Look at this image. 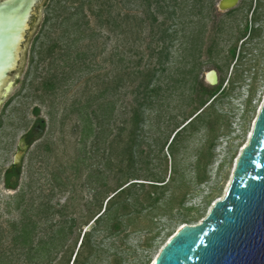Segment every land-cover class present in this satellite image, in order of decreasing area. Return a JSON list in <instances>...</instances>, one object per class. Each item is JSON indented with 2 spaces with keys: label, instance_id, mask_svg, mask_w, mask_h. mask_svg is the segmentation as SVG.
I'll list each match as a JSON object with an SVG mask.
<instances>
[{
  "label": "rangeland",
  "instance_id": "obj_1",
  "mask_svg": "<svg viewBox=\"0 0 264 264\" xmlns=\"http://www.w3.org/2000/svg\"><path fill=\"white\" fill-rule=\"evenodd\" d=\"M106 1L115 22L107 23L106 13L95 17L91 10L97 8L90 0H44L26 40L17 80L0 103V264H72L77 252V264H152L181 227L199 224L223 198L249 141L264 101V0H240L229 11L218 10L219 0L206 3L205 18L192 17L196 29L204 24L198 46L193 47L198 40L191 41L177 28L164 70L146 91L151 105L134 139L140 153L133 162L130 110L142 81L136 72L156 60L148 58L153 44L147 30L140 40L134 33L133 18L142 16V0ZM255 4L259 7L252 14ZM59 6L65 7L66 17L75 14L82 33L77 26L64 32L54 17ZM209 71L217 75L214 86L206 80ZM221 82L225 91L205 118L217 138L202 153L203 166L209 163L195 172L204 130L182 135L174 156L167 145L190 116L199 113L201 102L208 101L204 87L215 88ZM108 104L113 106L104 133L108 138L82 140L86 118L97 132L96 123L108 120L102 110ZM214 115L220 119L215 121ZM35 116L43 120L44 133L27 150L14 190L7 189L2 174ZM134 168L140 178L151 173L168 182L165 198L174 200L163 213L148 205L145 194L151 183L132 180ZM126 182L146 185L121 218V229L111 222L96 225L93 221L108 199ZM27 221L33 222L34 231L31 243L22 246L13 239ZM61 229L66 234L62 241L63 234L56 235ZM28 231L21 236L23 242ZM84 234L90 236L83 244L89 243L79 249ZM40 242L56 249L51 248L49 258L33 253L29 259L32 255L26 250Z\"/></svg>",
  "mask_w": 264,
  "mask_h": 264
},
{
  "label": "water",
  "instance_id": "obj_2",
  "mask_svg": "<svg viewBox=\"0 0 264 264\" xmlns=\"http://www.w3.org/2000/svg\"><path fill=\"white\" fill-rule=\"evenodd\" d=\"M43 1L0 0V103L17 80L26 40ZM239 1L219 0L217 8L229 11ZM211 72L213 80L207 82L214 86L217 75L207 73ZM25 149L20 142L14 166L22 168ZM154 264H264V101L223 198L199 224L181 227Z\"/></svg>",
  "mask_w": 264,
  "mask_h": 264
},
{
  "label": "trees",
  "instance_id": "obj_3",
  "mask_svg": "<svg viewBox=\"0 0 264 264\" xmlns=\"http://www.w3.org/2000/svg\"><path fill=\"white\" fill-rule=\"evenodd\" d=\"M93 1V3L96 6V10H91L95 17L100 18L102 17V13L107 14V23L108 22H115L116 17L111 15V6L108 1L101 2V4L97 5V3L100 0H90V2ZM206 1V2H205ZM143 2V10H142V16L137 17L134 16V22H135V32L138 35V38L136 40H140L141 34L144 32V30H147L148 35L151 37V44L153 46H149L148 49L150 51V54L148 56L149 60L155 59L156 63L153 66H147V70L139 69L136 74L138 75L136 79L142 78V81L138 83L136 86V96L134 98L133 106L131 107V118L130 123L132 124L131 134L135 135L130 140L132 143V146H130V152H129V161H135V158L139 155L140 152L137 151L138 145L136 142H134V139L136 138V134L138 135V132L142 130V126L145 122V110L150 107V102L146 103V91L148 88L154 84L159 78H158V72L163 71V64H165L166 61H168L169 56V49L172 47L176 34L178 33V27H180V31L186 32V36H190V40L196 41V43L193 44V47L198 42L200 45V41H202V34L204 32V24H202L200 27L195 28L193 26L194 20L192 17H197L198 20L200 18H205L202 9L206 5V3L211 2V0H142ZM205 2V3H204ZM258 3V2H257ZM251 5V4H250ZM258 5L255 4V8L252 11V14L256 13L258 9ZM61 8V9H60ZM251 9V6L249 7V10ZM57 12L54 14V17L56 18L59 25H62L61 27L67 30L69 28H74L77 26L76 31L81 32L80 26L76 25V21L73 17L75 14H71L68 17L65 16V7L59 6L57 8ZM120 13L117 14V18L120 17ZM200 16V17H199ZM126 16H124L122 19H125ZM128 19V17H127ZM255 21V18H253ZM49 21V18H45V23ZM58 25V26H59ZM117 27V25H115ZM150 44V45H151ZM198 49V47H197ZM166 53V54H165ZM235 54V48L231 50V57L234 58ZM193 72V69L186 70V74L189 75ZM194 81L196 80V77L193 76ZM198 85L202 86L203 84L201 82L196 81ZM230 82V80H228ZM227 82V83H228ZM232 84V82H231ZM224 86L222 88V82L216 86L215 88L212 87H204L205 92L208 94V101L201 102V108L199 113H194L190 116V119L184 126H182L171 138L170 143L167 145V150H169L170 154L174 156L176 151L177 142L179 141V138L184 135L187 131L192 132H200L204 130L206 132L205 134V143L204 145L198 149L197 152V159L194 163V169L195 172H198L200 169H204L205 166L209 163L207 161L204 166L202 164L203 159V150L209 151L214 146V141L216 140L217 136L214 135L211 122H206L205 118L208 116L209 110L214 106L215 102L218 101L219 95L225 91ZM250 98L247 100L246 104L247 106L250 104ZM208 103V104H207ZM108 107H102L104 115H106V118H108L107 121L104 119L100 121L99 123H96V126L98 127V131L94 129L93 123L91 120L86 118L87 121H84L83 131H82V140H87L91 137H103L108 138V136H104V133L108 131L109 127V121L111 120V111H113V106L110 107V104L107 105ZM106 110V111H105ZM108 110V111H107ZM34 113H38V109L34 110ZM213 118H215V121L220 119L219 115H214ZM83 119V118H82ZM95 119V118H94ZM97 119V118H96ZM84 120V119H83ZM111 146V144H110ZM211 157V154H209V158ZM22 168H19L17 172V178L20 174ZM132 180L134 181H145L149 182L151 184H147L150 186V190L146 192L147 202L148 205L158 211H165L166 208L170 207V204L174 200V197L171 196L170 198H165V193L168 189V182L160 181L159 178L156 177L155 174H149L146 176H143V178H140V176L136 175L138 170L136 168L132 169ZM157 183H161V185H158ZM145 183H130L126 182L125 185L121 186L116 193L108 199V201L105 204V208L101 215H99L93 222H96V225L103 224L104 222H111V225L115 229H121V218L126 215L127 209L130 205H134L137 203V199L135 198V194L139 190H143ZM133 200V203L129 202L130 200ZM182 203V202H181ZM179 203V206L181 205ZM148 206V207H149ZM167 210V209H166ZM158 215V214H157ZM164 215V214H161ZM17 227V226H16ZM17 230V236L13 239L14 242L22 245L27 246L32 241V235L34 231V224L33 222L27 221L23 222L20 227ZM29 230V231H28ZM25 231H28L27 239L23 242L21 239V236L24 234ZM63 234V238H61V241L65 239L66 234L64 231L58 230L57 236H61ZM89 234H84L82 236V240L79 246H82L83 240L89 239ZM41 243V242H40ZM38 244L37 247L31 248L29 247L26 250L27 255H32L29 259H33V255L40 258H49L52 252V249H56L55 246L50 247L48 243L42 242L41 244ZM88 243L85 241L83 246ZM52 248V249H51ZM79 251V250H78ZM34 253V254H33ZM77 256L78 252L75 255V258L72 262V264H77Z\"/></svg>",
  "mask_w": 264,
  "mask_h": 264
},
{
  "label": "flooded vegetation",
  "instance_id": "obj_4",
  "mask_svg": "<svg viewBox=\"0 0 264 264\" xmlns=\"http://www.w3.org/2000/svg\"><path fill=\"white\" fill-rule=\"evenodd\" d=\"M34 119L33 123L31 124L30 128L20 137V139L17 142L16 146V151L14 155L16 154L17 151H19V143L23 142L26 146V149L24 151V156L27 152V150L30 148L32 144H34L36 141H34V137L37 135H42L44 133V122L42 119L37 118ZM14 155H13V160H14ZM24 157L22 158L23 161ZM13 160L8 166L3 174H2V183L3 186L7 189H12L14 190L16 183H17V172L19 170V167H16L13 165Z\"/></svg>",
  "mask_w": 264,
  "mask_h": 264
},
{
  "label": "bare ground",
  "instance_id": "obj_5",
  "mask_svg": "<svg viewBox=\"0 0 264 264\" xmlns=\"http://www.w3.org/2000/svg\"><path fill=\"white\" fill-rule=\"evenodd\" d=\"M213 76H214V74L212 72L211 73H206L207 81L211 82L213 80ZM154 261H155V259L153 260L152 264H154Z\"/></svg>",
  "mask_w": 264,
  "mask_h": 264
}]
</instances>
